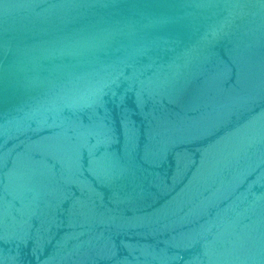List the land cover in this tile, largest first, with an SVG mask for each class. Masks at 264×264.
Wrapping results in <instances>:
<instances>
[{
    "label": "water",
    "instance_id": "95a60500",
    "mask_svg": "<svg viewBox=\"0 0 264 264\" xmlns=\"http://www.w3.org/2000/svg\"><path fill=\"white\" fill-rule=\"evenodd\" d=\"M0 264H264V0H0Z\"/></svg>",
    "mask_w": 264,
    "mask_h": 264
}]
</instances>
